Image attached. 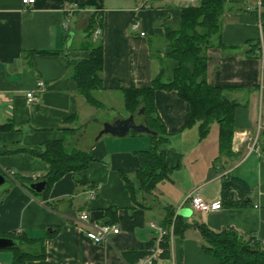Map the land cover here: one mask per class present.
<instances>
[{
	"label": "crops",
	"instance_id": "1",
	"mask_svg": "<svg viewBox=\"0 0 264 264\" xmlns=\"http://www.w3.org/2000/svg\"><path fill=\"white\" fill-rule=\"evenodd\" d=\"M223 1L222 41L239 45L241 50L223 54L218 47H209L206 76L215 86L243 88L237 94L241 105L234 115L232 151L236 157L222 158L214 165L217 124H211L203 138L198 137L196 125L182 128L189 115L188 103L174 90L158 89L154 103L169 135L166 162L172 170L156 184L155 199L140 193L136 201L124 176L132 178L139 168V152L150 145L148 135L98 133L105 122L129 116L121 88L148 87L158 72L148 38L162 34L163 24L177 23L181 8L196 0H35L29 6L21 0H0V126H4L0 128V172L10 181L0 188V236L24 235L31 240V250H37L34 242L44 238L45 248L43 258L24 264H132L135 256L129 252L143 251L154 237L151 224L158 223L162 203L172 205L176 214L187 208L190 214L183 216L187 222L201 221L215 231L231 227L245 238L264 243V101L257 87L262 65L259 57L241 54L259 35L253 11L259 0L254 6L253 0ZM72 6L65 28L67 9ZM93 12L101 15L95 26L101 33L93 32L85 43L84 27ZM133 22L136 29L131 27ZM96 41L102 44L103 89L95 96L102 108L78 94L68 65L71 59L86 57L90 43ZM38 81L43 82V89L37 87ZM27 92L36 100L27 101ZM116 106L122 111H102ZM98 109L103 117H98ZM139 117L134 116L135 123L143 122ZM59 140L66 148L89 151L92 160L80 172L83 184L76 182L72 172L57 179L48 190L46 205L13 176L43 179L49 164L26 149ZM6 170L13 175L5 174ZM226 175L242 179L250 188L246 206L221 205L217 210L201 211L185 201L191 192L207 202L221 199ZM91 188L97 189L94 196L89 193ZM107 209L114 212L107 214ZM83 211L88 221L78 222ZM93 222H111L119 232L109 234L107 242L95 243L85 234ZM200 244L198 232L189 228L183 236L171 237L169 257L163 260L169 259L167 264H216ZM12 256L10 248L0 249V264H10Z\"/></svg>",
	"mask_w": 264,
	"mask_h": 264
},
{
	"label": "trees",
	"instance_id": "2",
	"mask_svg": "<svg viewBox=\"0 0 264 264\" xmlns=\"http://www.w3.org/2000/svg\"><path fill=\"white\" fill-rule=\"evenodd\" d=\"M224 9L223 0H196V4L182 7L180 20L177 23L163 24L162 34L148 38L150 55L159 65L158 72L151 79L150 85L144 88L134 85L121 88L124 111L129 115H139L143 122L156 132L155 135H148L149 148L139 152L140 166L133 177L124 176L125 186L136 201V195L140 193L155 199L152 192L156 184L167 178L172 170L166 162L169 135L154 103V93L158 89L174 90L188 103L189 115L182 128L196 125L198 137L203 138L207 135L211 124H217L218 155L213 160L214 165L220 163L222 158L236 157L232 151L234 115L236 108L241 105L237 94L243 88L215 86L207 81L206 76V53L209 47H218L223 54L241 50L239 45L225 44L222 41ZM253 11L260 22L259 35L247 43L241 54L259 57L260 36L264 46V0H259L258 6ZM100 19L101 15L97 12L89 14L84 27L85 43L90 42ZM90 44L92 45L86 57L71 59L68 65L71 78L77 83L78 94L90 105L102 108V103L95 96L96 91L103 89L102 44L100 41ZM135 133L131 131V134ZM26 151L49 164V170L43 176L46 181L45 189L41 193L30 190L27 184L32 180L28 177L15 175L13 180L36 198L44 201L46 205L48 190L63 174L72 172L78 184L85 182L80 172L92 160L89 151L66 148L62 140L46 142ZM249 191L250 188L242 179L226 175L221 182V205L246 206ZM106 212L109 214L114 210L107 209ZM157 224L166 230L160 242L163 259L168 258L170 254V231L172 237H181L185 230L192 228L201 238L200 248L212 256L216 264H264L262 241L254 237L245 238L231 227L215 231L201 221L187 222L183 216L175 213L174 207L170 204L162 203L161 217ZM8 236L16 242V246L10 248L13 253L10 264H24L27 260L44 257V238L34 242L33 245L37 246V250H31V240L24 235L11 233ZM154 237L146 242L143 251L129 252L135 256L133 263L146 254L147 249L154 244ZM23 244L30 246L29 249L22 248Z\"/></svg>",
	"mask_w": 264,
	"mask_h": 264
},
{
	"label": "built area",
	"instance_id": "3",
	"mask_svg": "<svg viewBox=\"0 0 264 264\" xmlns=\"http://www.w3.org/2000/svg\"><path fill=\"white\" fill-rule=\"evenodd\" d=\"M22 4L24 6H29L32 5L35 0H21ZM74 10V7L72 6L71 8L67 9V16L66 20L64 22V27L66 28L69 23V18L70 15L72 14V11ZM258 26L260 28V22L258 21ZM131 27L133 29L137 28V23L133 22ZM101 33V29L98 27L94 31V35H99ZM143 35L144 33L141 32ZM261 43H260V56L259 58L261 59V74L259 78V82L257 84L258 86V92L261 101H264V46L262 42V37L260 36ZM43 82L38 81L37 82V87L39 89H43ZM26 99L27 101L31 102L36 100V97L33 95L32 92H27L26 93ZM264 116V113H263ZM256 139V138H255ZM255 143V140H254ZM253 148V147H252ZM5 174L8 176L13 175L12 170H6ZM97 189L96 188H91L89 190V193L91 196H94L96 193ZM185 201H189V205L195 209V210H201V211H213L221 208V199L217 198L211 202H207L202 200V198L196 194H193L192 192L187 194ZM78 222H87L88 221V214L86 212H81L78 217H77ZM90 228L85 231V234L87 238L92 240L95 243H102V242H107L109 240V234H115L119 232V228L114 225V224H106V223H96L93 222L92 224H89ZM151 228L154 231V244L147 249V252L144 256H142L136 264H157L158 262L162 261L163 258L161 257L163 253V248L160 246L161 239L163 235L166 234V230L159 226L156 223L151 224ZM170 237H172V232L170 231ZM171 239V238H170Z\"/></svg>",
	"mask_w": 264,
	"mask_h": 264
},
{
	"label": "water",
	"instance_id": "4",
	"mask_svg": "<svg viewBox=\"0 0 264 264\" xmlns=\"http://www.w3.org/2000/svg\"><path fill=\"white\" fill-rule=\"evenodd\" d=\"M134 131L136 133H144L147 135H155L156 132L149 128L146 123H135L134 116L130 114L126 118H117L112 122H105L103 128L99 131L98 135L111 134L115 136H124ZM10 181L0 172V188L9 185ZM45 179L31 181L27 184V187L35 193H41L45 189ZM178 215L188 216L190 211L187 208H183L177 212ZM16 246V242L9 237L0 236V249H7Z\"/></svg>",
	"mask_w": 264,
	"mask_h": 264
},
{
	"label": "rangeland",
	"instance_id": "5",
	"mask_svg": "<svg viewBox=\"0 0 264 264\" xmlns=\"http://www.w3.org/2000/svg\"><path fill=\"white\" fill-rule=\"evenodd\" d=\"M252 4H253V6L254 5H257L256 4V2H255V0H253V2H252ZM119 107H121V106H116L115 108H104V109H106V110H104V109H102V111H105L107 114H115V113H119V112H121L122 110H121V108H119ZM98 111H99V113L97 114L98 115V117H103L104 116V114H103V112H101V109H98ZM115 111V112H114ZM105 113V114H106ZM262 117H263V122H264V116L262 115ZM140 119H142L141 117H139ZM91 124V126L93 127L94 125V123L93 122H91L90 123ZM214 125L216 124V123H213ZM11 250V249H10ZM169 259L168 260H162V261H160L159 262V264H167V263H169Z\"/></svg>",
	"mask_w": 264,
	"mask_h": 264
}]
</instances>
